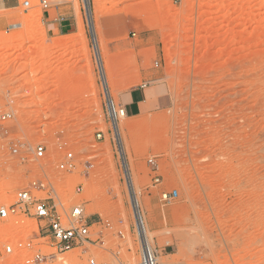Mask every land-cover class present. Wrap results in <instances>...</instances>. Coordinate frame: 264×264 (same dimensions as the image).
Returning a JSON list of instances; mask_svg holds the SVG:
<instances>
[{"label":"rangeland","instance_id":"374dc122","mask_svg":"<svg viewBox=\"0 0 264 264\" xmlns=\"http://www.w3.org/2000/svg\"><path fill=\"white\" fill-rule=\"evenodd\" d=\"M40 1L0 0V199L39 183L83 207L95 244L53 264H141L137 217L158 264H264V0H48L75 21L61 35ZM146 83L161 105L113 122L110 101ZM39 225L0 220V264L53 253Z\"/></svg>","mask_w":264,"mask_h":264},{"label":"built area","instance_id":"2783aa9c","mask_svg":"<svg viewBox=\"0 0 264 264\" xmlns=\"http://www.w3.org/2000/svg\"><path fill=\"white\" fill-rule=\"evenodd\" d=\"M179 2L180 0H175ZM40 4L44 9L50 7L48 0H41ZM26 6L30 3L26 2ZM135 37L136 35L133 34ZM108 115L113 122H118L121 117H127L125 108L117 107L111 100L108 108ZM12 118V113L9 111L1 110L0 106V122L4 123ZM5 132L0 126V136ZM98 139H102V135H98ZM14 152H17L15 149ZM35 159L41 160L45 158L46 148L43 145H38L34 151ZM150 163L154 164L153 161ZM76 163L73 153H67L65 160L58 166L60 171H72L75 169ZM158 183L159 180L157 179ZM48 189L43 184L34 183L31 189H24L19 191L15 196L13 204H6L0 199V220H8L10 218L25 217L33 219L39 225L40 237L43 240L40 243L43 246L53 250L51 254H42L39 251L35 252L37 255L34 258H28L26 264H53L58 256L69 253L75 249L84 248L87 252L88 246L95 244L90 238L91 226L87 222L84 215L83 207L77 206L70 212L66 210L59 211V208L51 204L48 200L38 198L34 191H43ZM50 193L53 195L56 192L53 188H49ZM178 197V192L164 193L162 198L164 201H171ZM32 243L24 246L19 244L20 249L32 248ZM8 254H13L14 248L8 246L6 248ZM59 259V258H58ZM64 262L63 258L60 259ZM87 264H98L95 259H89ZM141 264H158L157 257L153 249L148 245L142 247Z\"/></svg>","mask_w":264,"mask_h":264},{"label":"crops","instance_id":"0c3cea01","mask_svg":"<svg viewBox=\"0 0 264 264\" xmlns=\"http://www.w3.org/2000/svg\"><path fill=\"white\" fill-rule=\"evenodd\" d=\"M50 8L44 15V22L50 34H67L75 28V21L71 16L62 13L61 9L49 10ZM162 100L163 90L159 87H151L148 83L120 95V104L125 108L128 118H136L153 111L161 105Z\"/></svg>","mask_w":264,"mask_h":264},{"label":"bare ground","instance_id":"6f19581e","mask_svg":"<svg viewBox=\"0 0 264 264\" xmlns=\"http://www.w3.org/2000/svg\"><path fill=\"white\" fill-rule=\"evenodd\" d=\"M94 31H95V29H94ZM97 57L99 56L100 57V59H101V53H100V47L97 45ZM101 49H103V52L105 51V48L104 47H101ZM106 52H104V58H106V54H105ZM99 57H98V59H99ZM103 68H104V70H103ZM106 69V70H105ZM102 75H103V80H104V82L103 83H105V85H106V88H108V93H110V95H111V93H113V91H114V86H112V88H109V85H108V82H111L112 80L111 79H108V75H109V73H110V65H109V63L107 62L106 63V65L105 66H103L102 65ZM107 91V90H106ZM121 118H125V117H121ZM120 118V119H121ZM116 123V122H115ZM116 129L118 130V132H119V125H116ZM128 179H129V174H128ZM54 191V190H53ZM55 192V191H54ZM138 218V222H139V231H140V234H141V236H142V238H143V241H144V245H143V248H144V246L145 245H148L150 248H151V246L148 244V236H147V230H146V226H145V224H144V221H143V219L142 218H140L139 219V217H137ZM152 249V248H151ZM36 253H33L31 256H29L30 258H34V257H36Z\"/></svg>","mask_w":264,"mask_h":264}]
</instances>
